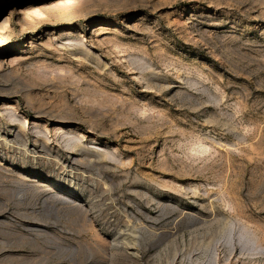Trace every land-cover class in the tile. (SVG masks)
Segmentation results:
<instances>
[{"label": "rangeland", "instance_id": "obj_1", "mask_svg": "<svg viewBox=\"0 0 264 264\" xmlns=\"http://www.w3.org/2000/svg\"><path fill=\"white\" fill-rule=\"evenodd\" d=\"M0 135V264H264V0H7Z\"/></svg>", "mask_w": 264, "mask_h": 264}, {"label": "bare ground", "instance_id": "obj_2", "mask_svg": "<svg viewBox=\"0 0 264 264\" xmlns=\"http://www.w3.org/2000/svg\"><path fill=\"white\" fill-rule=\"evenodd\" d=\"M7 0H0V5L2 4V3H5ZM11 139L9 140V138H7V137H1V135H0V145L1 146H4V147H8V149H10L9 147H11L12 145H11ZM13 143H14V141H13ZM73 146L74 147H77V146H79L78 145V142L77 141H74L73 143ZM3 147V148H4ZM73 148V147H72ZM16 149V148H15ZM12 150H14V149H12ZM33 180V179H32ZM34 181V180H33ZM35 182V181H34ZM41 185H43V184H41ZM47 187V186H46ZM51 189V188H50ZM52 191V190H51Z\"/></svg>", "mask_w": 264, "mask_h": 264}]
</instances>
